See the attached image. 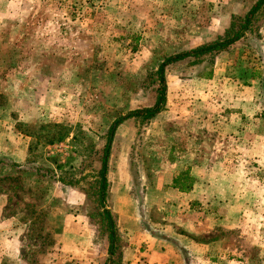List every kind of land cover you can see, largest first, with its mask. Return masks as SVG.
<instances>
[{"label": "rangeland", "instance_id": "obj_1", "mask_svg": "<svg viewBox=\"0 0 264 264\" xmlns=\"http://www.w3.org/2000/svg\"><path fill=\"white\" fill-rule=\"evenodd\" d=\"M256 1L0 0V264L146 258L133 237L169 240L165 226L176 228L179 212L164 196L182 165L197 181L179 206L199 217L193 231L230 247L216 250L222 261L264 264V104L236 99L253 95L240 85L249 89L263 69L264 8L246 44L169 64L164 109L115 128L106 201L114 255L97 195L110 129L155 104L164 59L221 37Z\"/></svg>", "mask_w": 264, "mask_h": 264}, {"label": "crops", "instance_id": "obj_2", "mask_svg": "<svg viewBox=\"0 0 264 264\" xmlns=\"http://www.w3.org/2000/svg\"><path fill=\"white\" fill-rule=\"evenodd\" d=\"M248 36L249 35L243 37L242 39L234 43L232 46H236V45L238 46L233 47V48L232 46H230L229 50L234 51L235 49H238L240 46H243V44H246V42H248L249 40ZM260 43L262 44L263 51L261 52V47H259L258 50H259V54L261 55V58H260L262 59L261 67H263V69H261V72L259 73L255 69L253 71V76L247 79L249 80L248 81L249 83H247V86L250 87L249 89H247L246 86L240 85V88L245 87L244 91L249 92V93L253 92V95L246 94L247 97L246 96L243 97V92L237 91L236 99H239V100L247 99V101L248 100L249 101L259 100L260 102H263L264 104V26L262 27L261 38L259 39L258 44ZM246 47L250 49L249 46L246 45ZM251 49L255 50L253 45ZM218 63L222 64L221 61H219ZM212 81H211V88H213L212 86L216 85V82H212ZM208 84H209L208 82L206 83L201 82V86H208ZM202 89L204 90V88ZM206 90H207V87H206ZM243 112H246V111L244 110ZM237 132L240 137H243L244 139H246L248 134L245 129L244 130L242 129L241 131H237ZM6 148H10V145H8ZM6 148H3V149H6ZM187 148H188V151L186 152L187 154L188 153H192V154L199 153L198 149L195 148V150H193L191 145H189V147ZM5 151L9 153V155H12V156L15 154L13 150L6 149ZM196 167L197 166H193L192 169H196ZM190 168L191 167H189L188 165H182L178 168L179 171L176 172L175 175H177L181 171H184ZM172 181H173V178L171 181H169V184H170L169 189L167 191V195H165L164 197H166L167 200L177 203L176 209L179 212L177 213V217H176L177 219H171V221L176 222L175 224L177 227L174 228V225L165 226L166 231L168 232L167 236L169 240L165 241L164 244L157 241L158 238H154V236L151 233L146 234L145 232L141 231L140 233L135 235V237H133L135 239L133 242H136V239H138L137 250L138 251L140 250L148 251L149 252L148 256L144 259L137 258V259H132V260L126 257L127 259L125 258L126 259L125 264H224L226 262L227 264H231L230 259L222 261L218 253H216V250L218 248L220 249L225 248L227 250L226 252H229L230 247H222L219 243H215V242L205 243L203 240L204 238L202 236V232L200 233L197 227H196V232L193 231L192 220H198L199 218L198 216H196L195 211L193 209L187 210L185 207L184 209L187 211V213H185L184 215L181 214V212L183 211L180 210L179 206L186 204L187 202H190L189 201L191 200L190 195L195 191L194 187L197 186L196 179H195L192 190L189 192H181L177 188L171 186ZM168 192L172 193L174 197L172 198L168 197ZM202 222L203 221L201 222L199 221L197 223V226H201V224H203ZM180 226L182 229L180 228ZM178 240L180 242H177ZM209 249L212 250V252L209 251ZM231 250H233V247H231ZM126 252L129 253L130 251L126 249ZM207 252L209 253L207 254ZM192 253L195 254L193 255L194 257L192 256Z\"/></svg>", "mask_w": 264, "mask_h": 264}, {"label": "trees", "instance_id": "obj_3", "mask_svg": "<svg viewBox=\"0 0 264 264\" xmlns=\"http://www.w3.org/2000/svg\"><path fill=\"white\" fill-rule=\"evenodd\" d=\"M264 8V0H257L256 3L251 6L249 11L243 15H233L231 19V23L229 28L226 30L225 34L216 40L200 45L191 50L178 53L176 55H172L166 57L164 61L161 63L157 70V80L159 83L157 89V98L156 102L153 106L135 109L130 111L127 115L120 117L117 119L111 129L110 134L105 145L104 154L101 159V168L98 171V202L102 207V211L99 213V217L101 221H103V225L107 227V235L109 240V252L111 255H114L116 247H117V225L115 222V218L110 211V209L106 208V201L109 194V159H110V150H111V142L112 137L115 132V128L123 123L125 120L130 118H135L141 122L150 121V119L154 118L159 112H161L167 102V83H166V67L169 64L174 62L184 60L186 58H196L203 59L206 56H214L217 53H220L231 45L245 37L248 32L252 30L254 27L255 20L258 18V13L260 10ZM212 72H209L211 77ZM195 178L192 175L190 169H186L178 173L173 179V187L177 188L181 192H189L192 190L194 186Z\"/></svg>", "mask_w": 264, "mask_h": 264}]
</instances>
